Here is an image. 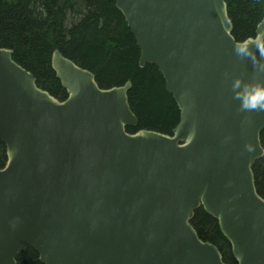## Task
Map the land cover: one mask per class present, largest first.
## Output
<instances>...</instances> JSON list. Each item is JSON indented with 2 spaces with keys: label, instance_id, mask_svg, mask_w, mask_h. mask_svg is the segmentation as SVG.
Returning <instances> with one entry per match:
<instances>
[{
  "label": "water",
  "instance_id": "95a60500",
  "mask_svg": "<svg viewBox=\"0 0 264 264\" xmlns=\"http://www.w3.org/2000/svg\"><path fill=\"white\" fill-rule=\"evenodd\" d=\"M180 111L172 134L134 133L124 86L55 50L67 98L38 87L0 48V264L34 249L42 264H226L191 221L217 220L237 264H264V111H242L245 84H264V13L237 42L225 0H116ZM264 12V5H263ZM242 82L234 87V81ZM251 150H248V148ZM15 224V227L12 225Z\"/></svg>",
  "mask_w": 264,
  "mask_h": 264
},
{
  "label": "trees",
  "instance_id": "16d2710c",
  "mask_svg": "<svg viewBox=\"0 0 264 264\" xmlns=\"http://www.w3.org/2000/svg\"><path fill=\"white\" fill-rule=\"evenodd\" d=\"M233 23V36L243 42L256 36L263 19L264 0H225ZM0 48L13 51V59L31 72L39 88L63 101L67 92L51 66L59 50L80 67L91 71L101 88L124 86L132 111L138 118L129 133L150 130L171 135L180 111L155 65L140 67V49L116 0H0ZM264 148V131L261 134ZM7 162L0 143V167ZM256 188L264 198V156L254 167ZM199 237L217 246L226 264H237L231 245L216 219L202 207L191 221ZM17 264H42L38 253L27 248Z\"/></svg>",
  "mask_w": 264,
  "mask_h": 264
},
{
  "label": "clouds",
  "instance_id": "9594fccd",
  "mask_svg": "<svg viewBox=\"0 0 264 264\" xmlns=\"http://www.w3.org/2000/svg\"><path fill=\"white\" fill-rule=\"evenodd\" d=\"M241 82L239 78H236L234 87L239 86ZM236 95L243 97L242 111H264V84H245L243 91ZM248 150H251V148L249 147ZM12 227H15V224Z\"/></svg>",
  "mask_w": 264,
  "mask_h": 264
}]
</instances>
